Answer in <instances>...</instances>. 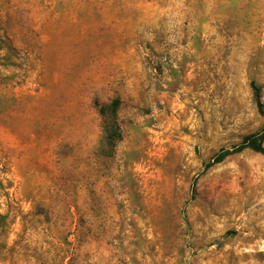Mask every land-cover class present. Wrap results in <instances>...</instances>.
<instances>
[{
	"label": "rangeland",
	"instance_id": "1",
	"mask_svg": "<svg viewBox=\"0 0 264 264\" xmlns=\"http://www.w3.org/2000/svg\"><path fill=\"white\" fill-rule=\"evenodd\" d=\"M253 84L264 0H0V264H264Z\"/></svg>",
	"mask_w": 264,
	"mask_h": 264
},
{
	"label": "trees",
	"instance_id": "2",
	"mask_svg": "<svg viewBox=\"0 0 264 264\" xmlns=\"http://www.w3.org/2000/svg\"><path fill=\"white\" fill-rule=\"evenodd\" d=\"M253 89L257 107L260 113L264 116V102L262 101L261 90L256 84H253ZM120 103L121 100L116 98L111 104L101 107L102 113L108 118V138L112 144L119 135L117 110L120 107ZM247 148L264 154V126L260 131L246 135L241 143L233 146L232 148L222 149L210 162L207 163L206 169L222 162L229 155L239 153Z\"/></svg>",
	"mask_w": 264,
	"mask_h": 264
}]
</instances>
